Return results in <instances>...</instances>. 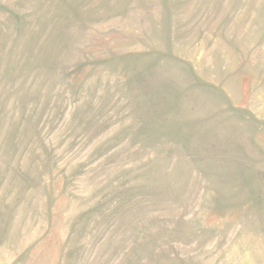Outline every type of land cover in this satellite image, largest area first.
<instances>
[{
  "label": "rangeland",
  "instance_id": "374dc122",
  "mask_svg": "<svg viewBox=\"0 0 264 264\" xmlns=\"http://www.w3.org/2000/svg\"><path fill=\"white\" fill-rule=\"evenodd\" d=\"M0 264H264V0H0Z\"/></svg>",
  "mask_w": 264,
  "mask_h": 264
}]
</instances>
